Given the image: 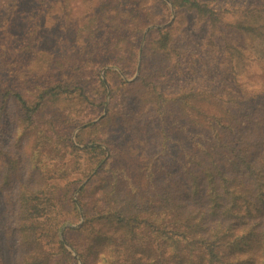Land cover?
Segmentation results:
<instances>
[{
    "label": "rangeland",
    "instance_id": "rangeland-1",
    "mask_svg": "<svg viewBox=\"0 0 264 264\" xmlns=\"http://www.w3.org/2000/svg\"><path fill=\"white\" fill-rule=\"evenodd\" d=\"M50 1L52 13L33 3L23 17L13 19L10 33L4 29L6 16L0 13L1 76L10 88L23 91L28 98H35L31 95L49 82L83 76L89 83V96L98 103L91 109L76 93L53 102L30 129L27 146L20 144L19 107L7 109L0 130V264H18L15 234L25 185L39 192L47 189L44 198L50 201L46 205L53 210L55 222L52 232L61 229L60 241L71 254L72 259L63 258L53 239L48 264H81L74 248L85 245L82 227L97 210L118 206L125 198L118 192L119 184L131 198L137 191L148 196V160L159 153L161 124L153 109L135 117L132 127L116 114L125 108L128 114L139 111L130 91L140 79L143 63L151 60L146 53L144 57V50L158 39L159 31L180 23V28H173L174 52L151 66L163 71L157 84L166 95L193 90L227 97L235 90L255 99L252 107L264 103L257 57L250 52L254 51L250 41L234 27L245 9L264 0H201L221 11L223 21L216 31L194 13L176 12L168 0L169 8L163 0H73L74 10L62 7V0ZM35 17L42 28L38 34L31 29ZM242 52L251 61L240 58ZM101 82L106 84V93ZM108 116L116 120L110 131H101L98 127ZM51 122L68 132L71 140L53 134L40 138L38 127L50 128ZM93 124L97 126L90 128ZM106 134L108 152L102 155L101 164L82 149ZM14 166L15 183L2 185Z\"/></svg>",
    "mask_w": 264,
    "mask_h": 264
},
{
    "label": "trees",
    "instance_id": "trees-1",
    "mask_svg": "<svg viewBox=\"0 0 264 264\" xmlns=\"http://www.w3.org/2000/svg\"><path fill=\"white\" fill-rule=\"evenodd\" d=\"M168 1L176 12L194 13L214 31L223 21L221 11L201 0ZM36 2L42 9L46 7L47 14L52 13L50 0L0 2V13L7 20L5 31L10 33L13 19L23 17ZM163 3L169 6L165 0ZM61 6L74 10V1L62 0ZM38 18L31 27L36 34L42 29ZM174 26L180 28V23L159 31L158 39L144 50V57L146 53L151 60L143 63L140 79L130 91L139 111L128 114L125 108L116 114L132 127L135 117L153 109L161 124L159 153L148 160V196L142 197L137 191L131 198L126 188L118 185L125 198L118 206L97 210L82 227L86 230L85 245L74 248L81 264H264V103L252 107L255 99L235 90L227 97L193 90L166 95L157 84L163 71L151 66L174 52ZM234 27L250 41L254 50L250 52L257 57L263 88L260 96L264 98V3L250 5ZM240 58L251 61L243 52ZM47 85L31 95L35 98H28L23 91L10 88L0 72V130L7 109L19 107L21 146H27L30 129L51 104L67 94L76 93L91 109L98 103L89 96V83L83 76ZM100 88L105 90V82ZM115 120L108 116L98 128L107 132ZM37 133L40 138L53 134L71 140L70 134L53 122L50 128L38 127ZM106 136L82 149L101 164L102 155L108 152ZM16 171L15 166L8 169L2 185L12 186ZM24 187L15 234L19 240L18 264H48V246L53 248V239L63 258L70 259L60 241L61 229L52 232L55 222L53 210L46 205L49 200L46 195L44 198L47 189L39 192L30 185Z\"/></svg>",
    "mask_w": 264,
    "mask_h": 264
}]
</instances>
